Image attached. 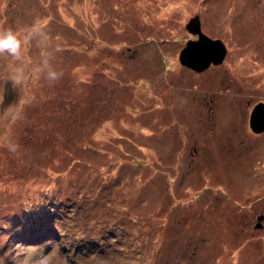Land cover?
Returning a JSON list of instances; mask_svg holds the SVG:
<instances>
[{"label": "rangeland", "instance_id": "374dc122", "mask_svg": "<svg viewBox=\"0 0 264 264\" xmlns=\"http://www.w3.org/2000/svg\"><path fill=\"white\" fill-rule=\"evenodd\" d=\"M196 15L227 48L202 72ZM37 19L0 54V264H264V0H0Z\"/></svg>", "mask_w": 264, "mask_h": 264}, {"label": "water", "instance_id": "95a60500", "mask_svg": "<svg viewBox=\"0 0 264 264\" xmlns=\"http://www.w3.org/2000/svg\"><path fill=\"white\" fill-rule=\"evenodd\" d=\"M187 29L197 35V39H189L179 51L178 61L181 65L195 71L202 72L211 64L217 65L223 62L227 48L221 39H212L202 32L199 16L189 20ZM249 127L252 132L260 134L264 132V103H256L249 115ZM263 215L258 216L261 221ZM261 224L258 222L257 227Z\"/></svg>", "mask_w": 264, "mask_h": 264}, {"label": "clouds", "instance_id": "9594fccd", "mask_svg": "<svg viewBox=\"0 0 264 264\" xmlns=\"http://www.w3.org/2000/svg\"><path fill=\"white\" fill-rule=\"evenodd\" d=\"M44 27L46 26L41 23L40 19L35 20L24 39H21L10 29L0 30V54L7 53V55L15 61H21L24 47L31 43L33 39L42 37L44 35ZM41 72L44 74V78L49 82V86H54L63 75V73L58 72L47 59L41 61ZM19 78V74L14 77L15 80Z\"/></svg>", "mask_w": 264, "mask_h": 264}, {"label": "trees", "instance_id": "16d2710c", "mask_svg": "<svg viewBox=\"0 0 264 264\" xmlns=\"http://www.w3.org/2000/svg\"><path fill=\"white\" fill-rule=\"evenodd\" d=\"M47 211H49L48 210V208H47ZM50 212V211H49ZM59 212H61V211H57V214H56V217H58L59 216ZM50 215H53V214H51V212L49 213ZM58 215V216H57ZM40 219H41V217H39ZM47 220H49V219H41V225H42V222H44V221H47ZM16 223V222H15ZM14 223V224H15ZM18 224H20L19 222H18ZM51 227H56V225H52V226H49V227H47L51 232H55L54 230H52L51 229ZM24 230H23V232L25 233V234H32L33 236H35L36 235V233L37 232H39L40 231V229H41V226H34V225H29V227L27 228V227H24L23 228ZM16 230V229H15ZM41 237H48V235H43V236H41Z\"/></svg>", "mask_w": 264, "mask_h": 264}]
</instances>
